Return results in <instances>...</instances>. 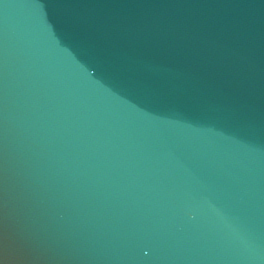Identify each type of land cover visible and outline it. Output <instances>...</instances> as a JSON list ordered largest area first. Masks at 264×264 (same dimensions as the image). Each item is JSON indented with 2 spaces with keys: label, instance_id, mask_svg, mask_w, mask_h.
Segmentation results:
<instances>
[{
  "label": "water",
  "instance_id": "95a60500",
  "mask_svg": "<svg viewBox=\"0 0 264 264\" xmlns=\"http://www.w3.org/2000/svg\"><path fill=\"white\" fill-rule=\"evenodd\" d=\"M0 264H264V0H0Z\"/></svg>",
  "mask_w": 264,
  "mask_h": 264
}]
</instances>
